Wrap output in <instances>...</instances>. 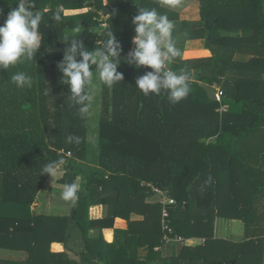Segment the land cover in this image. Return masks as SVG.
Returning a JSON list of instances; mask_svg holds the SVG:
<instances>
[{"label": "trees", "instance_id": "16d2710c", "mask_svg": "<svg viewBox=\"0 0 264 264\" xmlns=\"http://www.w3.org/2000/svg\"><path fill=\"white\" fill-rule=\"evenodd\" d=\"M17 5L18 0H0V25ZM139 7L155 8L171 22L180 19L162 0H36L31 9L44 13L40 49L34 60L0 69V249L26 256L0 258V264H77L68 252L51 249L74 231L85 244L83 264L263 263L264 142L258 141L264 140V0H199L203 26L190 29L189 21H182L181 56L165 67L189 74V95L175 104L167 92L145 96L135 79L151 69L125 60L135 47L131 21ZM57 8L60 22L51 18ZM109 31L121 45L117 71L123 79L112 87L100 81L99 167H85L79 160L88 152L90 115L81 117L67 100L69 90L56 65L67 47L65 36L77 34L95 51ZM191 39H203L204 47L185 51L183 43ZM238 53L253 57L236 61ZM17 72L31 75L33 86L17 88L10 79ZM202 83L219 85L224 96L211 98ZM224 105L228 108L220 111ZM69 134L80 142L67 143ZM213 137L218 142L208 143ZM60 160L65 171L59 183L77 184L84 174L89 193L79 192L70 216L35 213L32 206L50 177L41 171ZM209 175L212 181L205 185ZM154 188L176 200L168 205L167 230ZM95 204L108 206L104 218L90 217ZM133 214L143 217L134 220ZM217 217L242 220L245 241L215 238ZM118 218L128 226L116 227ZM93 228L131 236L136 250L146 248V256L103 236L91 238ZM166 234L205 242L185 245L174 256Z\"/></svg>", "mask_w": 264, "mask_h": 264}, {"label": "clouds", "instance_id": "9594fccd", "mask_svg": "<svg viewBox=\"0 0 264 264\" xmlns=\"http://www.w3.org/2000/svg\"><path fill=\"white\" fill-rule=\"evenodd\" d=\"M181 0H162V3L176 7ZM36 0H18V5L11 10L2 25H0V69H9L34 60L35 53L40 49L42 34L40 25L44 13L31 10ZM61 9L51 13L54 22L62 20ZM135 25V35L132 37V48L125 60L135 68L145 66L150 71L137 76L135 86L145 95L167 92L171 103H179L190 92L189 74L186 69L180 72L165 70L166 64H171L181 56V50L173 38V23L167 15L159 14L155 8L139 7L138 13L132 17ZM67 45L63 59L57 62V69L62 74L60 82L68 87L67 100L77 106L78 114L86 117L92 97L88 87L92 84L94 73H98L100 81L107 87H112L123 79V73L117 71L120 61V42L112 31L107 33L102 48L89 51L82 39L76 35L65 36L61 39ZM77 56L80 59H77ZM96 65L95 70L91 66ZM11 82L17 88H31L33 77L25 72H17L11 76ZM67 143H79L80 138L73 134L66 137ZM64 161H50L41 173L55 176L59 165ZM212 181L211 175L205 180V185ZM79 191L76 183L66 184L61 192V198L73 203L78 199Z\"/></svg>", "mask_w": 264, "mask_h": 264}, {"label": "crops", "instance_id": "0c3cea01", "mask_svg": "<svg viewBox=\"0 0 264 264\" xmlns=\"http://www.w3.org/2000/svg\"><path fill=\"white\" fill-rule=\"evenodd\" d=\"M183 8H184V6H183ZM198 9H199V17H200V7H198ZM182 16L183 15H181V17ZM182 18H183L182 20L180 18V20L172 22L174 25V29H173L174 31L173 32L177 33V35L181 34L180 30L182 27V21L185 20V17L183 16ZM200 22H201V25L197 26L196 28H190V29L201 28L203 26V23L201 21V17H200ZM176 28L178 30H176ZM179 39H180V37H179ZM179 44H180L179 41L176 40V46L177 47L179 46ZM190 44L193 46L192 48L189 47ZM183 46H184L185 51L202 49L204 47V40L203 39H191V40L185 41L183 43ZM252 57H253L252 54L238 53L235 55V60L240 61V62H247ZM96 78H99V77H96ZM190 80H192V79H190ZM93 82L94 81H92V84H93ZM92 84L90 86V96L91 97H92V93H93V91L91 90ZM202 84L206 90H207V87H212L206 83H202ZM100 90L102 91V87ZM208 93H210V92L208 91ZM91 106H92V103L90 102L89 114H90ZM207 142L208 143L209 142H218V138L213 137V138L207 139ZM87 158H88V155L86 156V159ZM86 159L79 160V161L82 162V164H83V162ZM83 166H85V167H99V163H98V165H95V166H93V165L88 166V164L86 163V165L83 164ZM64 168L65 167L63 165H60L58 167V170L61 169V174L55 180V184L50 185V182H52V176L51 175L47 179L43 189L38 194L37 200L35 201L34 205L32 206L33 211L35 213L52 215V216H70L72 208L74 206H76L78 203L79 192L85 193V194L89 193V187L87 185L86 175L82 174L78 178V181H77L79 191L77 193L78 199L76 200V202L73 203L71 201L63 200L61 198V192L63 191L64 188L59 187V184L60 185H62V184L59 183L58 180L64 174V171H65ZM57 186L59 187L58 189H57ZM259 205L262 207L264 206V198L260 199ZM262 210H264V209H262ZM107 212H108V206L103 205V204H95V205L90 207V217L93 219L104 218L106 216ZM131 217L134 220H139L143 216L140 214H133ZM260 223L264 226V218L261 220ZM127 226H128V224L124 219H121V218L117 219L116 227L124 229ZM89 235L91 238H94V239H99L101 236H103V238H105L108 242H112L115 240V242H119V245H129V247L131 249L135 248L134 250H136V245H135L136 242L131 239L132 238L131 236L129 237V236L122 234V233L115 234V231L111 228H106V229H102V230L99 228H93L90 230ZM215 238L224 239V240H228V241L235 242V243L243 242L246 239L245 238V223L239 219H229V218L217 217L216 221H215ZM172 242H173V244L170 245V250L172 251L174 256H178L181 253L182 248L185 245H189V246L201 245L205 242V239L204 238H198V237H190V238H184L182 240H172ZM84 248H85V244H84V241L82 240V235L76 231H74L71 234L70 238L68 240H65L64 243L57 241V242H54L52 244V247H51L52 251H54V252H68L69 256L72 259L76 260L77 262L79 261L78 263L81 262L82 264H83V261H82L81 252L84 250ZM0 250L13 252L10 254H3V255L0 254L1 259L20 260V259H24V257L26 256V253L21 252V251H13V250H8V249H0ZM170 250H168L167 253H170ZM263 250H264V238H263ZM146 253H147L146 248H139L136 251H133V254L134 255L136 254L138 257L139 256L145 257ZM84 264H89V263L85 262ZM262 264H264V253H263V263Z\"/></svg>", "mask_w": 264, "mask_h": 264}, {"label": "rangeland", "instance_id": "374dc122", "mask_svg": "<svg viewBox=\"0 0 264 264\" xmlns=\"http://www.w3.org/2000/svg\"><path fill=\"white\" fill-rule=\"evenodd\" d=\"M168 6V5H167ZM184 6V8H183ZM169 8L175 10L176 12H180L179 13V18H181V20L183 19L182 17H185V20L187 19V21H189V27L190 28H196L197 26L201 25L200 22V17H199V1L198 0H181L180 4L176 7H170ZM181 15H183L181 17ZM180 20V19H179ZM176 30H178L176 28ZM174 31V30H173ZM179 37L180 34L177 35V33L173 32V38L175 39V41H179ZM189 47H193L191 44ZM195 48V47H194ZM193 48V49H194ZM96 65H93V69L95 70ZM168 68V67H167ZM169 69V68H168ZM93 84H92V106L90 109V117H89V128H90V134L88 137V142H89V147H88V152L86 155H88V158L83 162V164L86 165V163L88 164V166H95L98 165L99 160H98V152H99V146H98V136H99V117H100V113H101V93L102 91L101 89V82L99 78H93ZM262 142H264V140H259L258 141V145H261ZM74 156L73 154H71L70 157ZM61 174V169L57 170L56 174L54 177H52V182H50V185L55 184V180L58 178V176H60ZM59 187H65V185H60ZM57 186V189L59 188ZM157 200V199H156ZM160 200V198H159ZM163 209V208H162ZM163 214V211H162ZM162 225H163V215H162ZM164 228V227H163ZM165 229V228H164ZM13 253L12 251H4V250H0V254H10ZM17 254V253H16Z\"/></svg>", "mask_w": 264, "mask_h": 264}, {"label": "built area", "instance_id": "2783aa9c", "mask_svg": "<svg viewBox=\"0 0 264 264\" xmlns=\"http://www.w3.org/2000/svg\"><path fill=\"white\" fill-rule=\"evenodd\" d=\"M167 65H165L166 67ZM216 96H217V100H220L223 96H224V91L222 90V88L219 86V85H215L212 87ZM227 105H224L222 106L219 110L220 111H224L227 109ZM71 152H68L67 153V156L70 157L71 156ZM156 191H158L160 193V200H161V203H162V211H163V227L165 228L164 230H167V224L165 223V218L168 216V205H173V204H176V200L173 199V198H170L166 195V193H164L163 191L161 190H158L156 188H154ZM170 231L171 233V230H168ZM165 239H166V242H171L172 240H182L184 238L182 237H176V238H172L169 236V234H166L165 235Z\"/></svg>", "mask_w": 264, "mask_h": 264}, {"label": "water", "instance_id": "95a60500", "mask_svg": "<svg viewBox=\"0 0 264 264\" xmlns=\"http://www.w3.org/2000/svg\"><path fill=\"white\" fill-rule=\"evenodd\" d=\"M207 90L210 92L209 95H210L211 98L217 99V96H216L214 90L212 89V87H207ZM160 103H161V106H162V100L160 101ZM24 107L25 108H29L30 107V104L25 105Z\"/></svg>", "mask_w": 264, "mask_h": 264}]
</instances>
